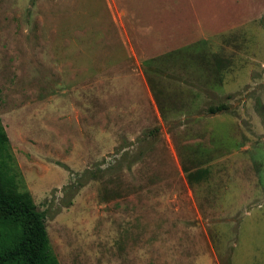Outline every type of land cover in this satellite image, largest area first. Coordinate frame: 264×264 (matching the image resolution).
Here are the masks:
<instances>
[{
	"label": "rangeland",
	"instance_id": "rangeland-1",
	"mask_svg": "<svg viewBox=\"0 0 264 264\" xmlns=\"http://www.w3.org/2000/svg\"><path fill=\"white\" fill-rule=\"evenodd\" d=\"M0 121L59 264H264V0H0Z\"/></svg>",
	"mask_w": 264,
	"mask_h": 264
},
{
	"label": "trees",
	"instance_id": "trees-1",
	"mask_svg": "<svg viewBox=\"0 0 264 264\" xmlns=\"http://www.w3.org/2000/svg\"><path fill=\"white\" fill-rule=\"evenodd\" d=\"M227 109L220 103L207 111ZM44 218L29 192L17 189L9 140L0 121V264H59L49 249Z\"/></svg>",
	"mask_w": 264,
	"mask_h": 264
}]
</instances>
